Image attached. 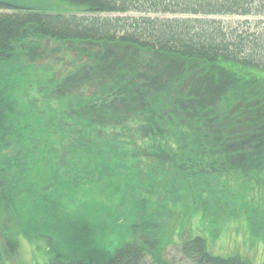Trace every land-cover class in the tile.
<instances>
[{
    "label": "trees",
    "instance_id": "obj_1",
    "mask_svg": "<svg viewBox=\"0 0 264 264\" xmlns=\"http://www.w3.org/2000/svg\"><path fill=\"white\" fill-rule=\"evenodd\" d=\"M62 1L80 9L51 13L0 0V210L23 236L57 234L56 242H47L45 264H167L163 252L171 240L164 236L165 221L147 207L156 195L152 189L132 194L131 205L121 201L132 239L112 251L86 231V214L65 213L58 195L97 183L106 197L110 190L116 195L143 159L152 164L150 172L160 162L164 174L192 168L211 179L247 170L264 187V0ZM49 41L95 46L101 53L83 49L92 56L88 65L52 85H29L38 70L30 61ZM123 47L131 57H144L120 60L114 53ZM19 48L27 49L26 57ZM161 60L196 64L205 77L197 78L196 69L175 74ZM221 74L248 90L219 94L212 80ZM235 112L239 117L232 119ZM189 114L196 123L186 122ZM133 136L142 146L133 149ZM61 155L71 156L68 167ZM57 187L64 191L51 195ZM193 188V194L203 192L193 203L203 196L208 201L200 204L220 202ZM2 239L13 255L17 240ZM182 252L197 264H250L239 255L210 253L200 236L187 238Z\"/></svg>",
    "mask_w": 264,
    "mask_h": 264
},
{
    "label": "rangeland",
    "instance_id": "obj_2",
    "mask_svg": "<svg viewBox=\"0 0 264 264\" xmlns=\"http://www.w3.org/2000/svg\"><path fill=\"white\" fill-rule=\"evenodd\" d=\"M6 1L16 6H37L51 13L74 14L80 9L62 0ZM222 19L235 21L242 18L223 17ZM40 44L43 45L42 48L38 46L39 51L37 53L41 55L30 61L38 70L35 72V76L28 78L34 81L29 83V85L35 82L43 86L46 83L52 85L53 82L64 79L66 76L63 75L64 73L75 71L74 68L77 65H88L87 63L91 62L92 56L91 54H85L82 51L83 49L101 53V50L95 46L90 47L75 43L49 41L41 42ZM73 48H77V50L74 51ZM41 49H44V51ZM130 50V48L123 47L116 49L114 54L120 60L131 59L128 62L140 60L139 56L144 57L140 54L131 57L127 54ZM18 52L25 56L27 49L19 48ZM29 60L27 56L26 61ZM161 61L171 65L175 74L180 73L181 70L189 69L190 71L191 69H196L197 78L205 77V72H202L201 68H198L196 64L180 60L176 62L171 60ZM130 72H133V68ZM206 76L211 79L214 78L211 75ZM219 79L216 82L213 79L212 84L213 86L216 84L215 86L220 88L219 94L221 95H227L230 91L237 92L238 90V92H242V89L244 91L248 90L244 87L247 84L238 82L231 77L222 76L221 74ZM63 93L65 95L66 91ZM79 93H83V90H79ZM70 94L74 95V92ZM75 94H77L76 90ZM85 94L88 95L89 91L86 90ZM35 95L33 93L34 97ZM171 95L174 96L173 94ZM36 98H39V96ZM167 102H169V99ZM54 106H56L55 103L53 104ZM217 109L221 111L219 108ZM231 117L235 119L239 117V114L235 112ZM195 118L189 114L186 122L193 123L195 121L196 123ZM132 138L138 141L134 143L133 149L142 146L140 143L141 137L133 136ZM48 142L53 144L56 141L48 140ZM37 156V154L34 155V158H37ZM59 158L68 167L71 156L61 155ZM144 161L143 159V162L137 166V169L141 170L133 173L132 181L123 183L121 189L113 191L116 192V195H112L113 193L110 190V195L106 197L102 192L104 187L102 183H97V186H88L89 188L83 186V188L72 190L74 193L71 196H65L63 193L58 195L63 201L62 207L65 209L66 214H75L83 217L86 214L88 216L87 218L85 217L86 231H90L91 237L94 238L99 247L112 251L121 243L132 239L129 229L131 222L130 219L126 220L123 218L125 207L121 204V201L131 205L134 201L132 194L137 196L150 188L156 195L153 198L152 196L148 198L147 207H151L152 212L165 221L164 236L165 239L167 237L171 240L163 252V258L167 264H197L192 259L184 256L182 252L183 242L187 238L195 236L204 238L208 251L216 256L239 255L248 259L250 264H262L264 262V219L261 218V216L264 217V187L261 186L262 179L259 178V175L254 177L247 170H230L226 174H218L211 179L205 177L204 173L192 168L193 173H188L187 169L182 167L179 169V173L177 169L172 174H168V171H165L164 174L162 171L163 167H160V162H157L155 171L150 172L151 170L149 169H151L152 164L146 165ZM65 170L67 168L63 169V171ZM142 175L145 176L144 179H142ZM193 186L202 188L205 193L213 197H219L220 202L212 201L209 205L200 204L205 198L208 201V197L203 196L200 197L199 201L197 200L198 204L193 203L192 197L195 194L198 196L197 193H203L196 191L197 193L193 194L195 192ZM86 189L89 190L87 191ZM123 189H128V191L117 196ZM55 191L64 190L61 187H57L50 194H55ZM161 192H164L166 197H162ZM104 198H109L110 203H106ZM136 203L138 204L137 197ZM262 211L263 213H261ZM25 226L22 225V229ZM63 230L66 231L64 226ZM56 235V233H52L46 239L37 234L31 235L28 232L23 236L18 233V228L15 224L8 222L4 210H0V264H45L50 257L47 242H56ZM3 237H12L17 240L18 248L13 255L7 253Z\"/></svg>",
    "mask_w": 264,
    "mask_h": 264
}]
</instances>
